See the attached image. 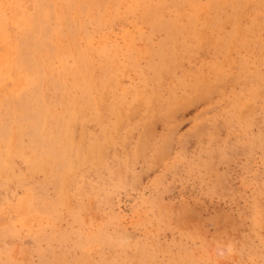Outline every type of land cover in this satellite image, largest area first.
<instances>
[{
  "label": "rangeland",
  "instance_id": "1",
  "mask_svg": "<svg viewBox=\"0 0 264 264\" xmlns=\"http://www.w3.org/2000/svg\"><path fill=\"white\" fill-rule=\"evenodd\" d=\"M0 133V264H264V0H0Z\"/></svg>",
  "mask_w": 264,
  "mask_h": 264
},
{
  "label": "bare ground",
  "instance_id": "2",
  "mask_svg": "<svg viewBox=\"0 0 264 264\" xmlns=\"http://www.w3.org/2000/svg\"><path fill=\"white\" fill-rule=\"evenodd\" d=\"M35 15V14H34ZM27 31V30H26ZM25 37V36H24ZM34 37V36H33ZM29 38V37H28ZM22 40V39H21ZM24 42V41H23ZM19 43V42H18ZM17 43V44H18ZM17 44H16V46H17ZM21 44V43H20ZM27 48V47H26ZM17 50V49H16ZM19 54V53H18ZM18 58V57H17ZM72 72V71H71ZM74 74V73H73ZM60 79V78H59ZM0 135H1V133H0ZM1 137V136H0ZM2 139V137L0 138V140Z\"/></svg>",
  "mask_w": 264,
  "mask_h": 264
}]
</instances>
